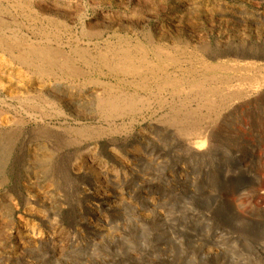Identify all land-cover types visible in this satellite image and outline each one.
I'll return each instance as SVG.
<instances>
[{"label": "rangeland", "instance_id": "374dc122", "mask_svg": "<svg viewBox=\"0 0 264 264\" xmlns=\"http://www.w3.org/2000/svg\"><path fill=\"white\" fill-rule=\"evenodd\" d=\"M0 44V264H264V0H0ZM119 47L163 72L118 77ZM205 183L232 188L181 200Z\"/></svg>", "mask_w": 264, "mask_h": 264}, {"label": "bare ground", "instance_id": "6f19581e", "mask_svg": "<svg viewBox=\"0 0 264 264\" xmlns=\"http://www.w3.org/2000/svg\"><path fill=\"white\" fill-rule=\"evenodd\" d=\"M44 35V34H43ZM25 41V40H24ZM2 43V42H1ZM17 43V42H15ZM27 43V42H26ZM20 44H17L16 46H18ZM29 45V44H28ZM1 46V44H0ZM6 46V44H5ZM4 46V47H5ZM9 46V45H8ZM21 46V45H20ZM23 46V45H22ZM21 46V47H22ZM26 46V45H25ZM128 46V45H127ZM7 47V46H6ZM18 47V56L15 57L16 60H19L20 62H22V64H29V62H31V60L38 62V64L36 65V68L42 70L44 69L43 66L45 67L46 65L51 67L52 69L56 68V70H63L65 76H79V71L75 70L72 68V66L69 64L70 62H68V59L66 61L65 59L64 61L62 59H58V55L57 53H54L53 51H49L46 48H42V49H38V48H34L31 49L29 51H22L19 50ZM24 47V46H23ZM27 47V46H26ZM35 47V46H34ZM39 47V45H38ZM120 48V47H119ZM127 48V47H126ZM9 49H11V47L9 46ZM8 49V50H9ZM15 49V48H14ZM14 49H11V51L14 53ZM121 49V48H120ZM128 49V48H127ZM127 49H121L120 51H117L114 55H112L113 57H111L114 61H109L108 57L106 61V63L110 66V69L112 72L116 73L117 76L118 75H122L126 78H133L135 80H139V81H144L145 79L148 78V76H152V75H157L159 72H163L161 69V67H159V65L155 64L153 60H151L148 56H146V54L141 53V51L139 50H127ZM130 49V48H129ZM133 49V48H132ZM12 52H9L10 54ZM110 52V51H108ZM113 53V52H112ZM5 54V53H4ZM60 54V53H58ZM79 54V53H78ZM17 55V54H16ZM110 55V54H109ZM12 56V54H11ZM10 56V58H11ZM14 56V55H13ZM62 56V55H61ZM108 56V55H107ZM64 57V56H63ZM68 57V56H67ZM66 57V58H67ZM161 57V55H160ZM14 58V57H13ZM14 58V59H15ZM62 58V57H61ZM105 57H103L104 59ZM191 58V57H190ZM12 59V60H14ZM101 59V60H103ZM172 59V58H171ZM4 60V59H3ZM60 60V62H59ZM6 61V59H5ZM90 61V60H89ZM88 61V62H89ZM92 61V60H91ZM104 61V63H105ZM17 62V61H16ZM19 63V62H18ZM35 62H31V64H34ZM63 64L62 65H59ZM95 63V62H94ZM102 63V61H101ZM21 64V63H20ZM89 64L88 66H90L91 63H86ZM98 64V63H97ZM225 64V63H224ZM100 65V64H99ZM103 65V64H102ZM65 66V67H64ZM24 67V66H23ZM28 67V65H27ZM106 67V66H105ZM34 68V67H33ZM48 68V67H47ZM30 69V68H29ZM106 69V68H105ZM33 70V69H32ZM37 70V69H36ZM49 69H47L46 71H48ZM55 70V71H56ZM84 70V69H83ZM59 71V72H60ZM47 72L43 73V74H47ZM109 72V70H108ZM37 73V72H36ZM51 73V72H50ZM57 73V72H56ZM38 74V73H37ZM53 74L56 76V74L53 71ZM49 75V74H47ZM52 75V74H51ZM58 75V74H57ZM113 75V74H112ZM160 75V74H159ZM212 75V74H211ZM52 76V77H55ZM116 76V75H115ZM61 77V76H59ZM67 77V76H66ZM81 77V76H80ZM119 77V76H118ZM57 78V77H55ZM155 78V77H154ZM63 79V78H62ZM120 79V78H117ZM216 79V78H215ZM227 80V79H226ZM127 81V80H126ZM104 84V83H103ZM112 84V83H111ZM172 84V83H171ZM102 85V84H101ZM141 85V84H140ZM144 85V84H143ZM104 86V85H103ZM119 86V85H118ZM165 87V86H164ZM187 87V86H186ZM195 87H197V85L195 86H191L192 89H195ZM245 87V86H244ZM107 88V87H106ZM105 88V89H106ZM159 88V87H158ZM206 88V87H205ZM249 88V87H247ZM247 88H243L241 86H234L232 89H229L228 92H226L225 94L223 93V98H222V102H236L238 100H242L243 97H246L248 95H250L249 93V89ZM103 89V88H102ZM110 89V88H109ZM112 89H114V87H112ZM161 89V88H160ZM166 89V87H165ZM185 89V88H184ZM188 89V88H186ZM202 89V88H201ZM209 89V88H208ZM104 90V89H103ZM118 90V87H117ZM159 90V89H157ZM163 90V89H162ZM181 90V89H180ZM108 91V90H107ZM116 91V90H115ZM177 91V90H176ZM194 91V90H193ZM110 92V91H109ZM114 92V91H113ZM120 92V91H119ZM206 92H207V88H206ZM217 92V90H216ZM116 93V92H115ZM121 93V92H120ZM119 93V94H120ZM213 90L210 89L209 94H212ZM129 95V94H128ZM106 96V95H105ZM109 96V95H108ZM130 96V95H129ZM134 96V95H133ZM136 96V95H135ZM112 97V96H111ZM118 98H116V100H105L106 104L109 105H123L126 104L129 106H133L135 104H137L139 101H141L139 98H127L125 97L124 99H122L120 96H117ZM138 97V96H137ZM110 99V98H109ZM104 104V102H102ZM216 105V104H215ZM108 107V106H107ZM117 107V106H116ZM126 107V106H125ZM204 116V115H203ZM207 118V117H206ZM187 119V118H186ZM199 120V119H198ZM182 121V120H181ZM196 120L193 119H187V124L188 126L191 128V130L194 132L192 134H187L184 135L182 138V141L178 143L179 146H181V148L184 150H182V152H184L185 154L187 153L191 159L197 160L200 157H206L208 155V153L210 152L212 145L214 144V133L211 127V122L210 121H205L203 120L201 123H196ZM175 142V141H174ZM234 178V177H233ZM235 180H237V178H235ZM256 180L258 181L259 178L257 177ZM261 180V179H260ZM234 181V180H233ZM234 183V182H233ZM237 183V182H235ZM239 186V184H234L232 185V187H236ZM231 186H227V187H217V185H209L208 183H205L201 186L196 187V189L194 191H189L188 193H186V195H184L183 197H181V200H186L187 196L189 194H193L196 195L198 197L200 196H211L217 191H226V189H230ZM231 187V188H232ZM234 190V189H233ZM236 190V188H235ZM221 192V193H222ZM218 194V193H217ZM216 194V195H217ZM200 195V196H199ZM214 196V195H213ZM198 199V198H197ZM252 207V205L250 206ZM254 208V207H253ZM160 234V231H159Z\"/></svg>", "mask_w": 264, "mask_h": 264}]
</instances>
